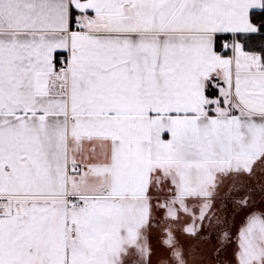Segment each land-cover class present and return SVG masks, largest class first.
I'll return each mask as SVG.
<instances>
[{
    "label": "snow or ice",
    "instance_id": "obj_1",
    "mask_svg": "<svg viewBox=\"0 0 264 264\" xmlns=\"http://www.w3.org/2000/svg\"><path fill=\"white\" fill-rule=\"evenodd\" d=\"M0 264H264V0H0Z\"/></svg>",
    "mask_w": 264,
    "mask_h": 264
}]
</instances>
